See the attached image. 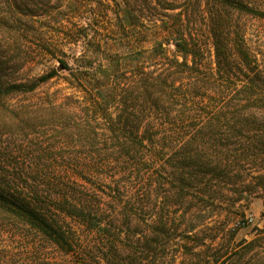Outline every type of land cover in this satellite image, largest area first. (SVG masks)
Masks as SVG:
<instances>
[{
  "label": "trees",
  "instance_id": "1",
  "mask_svg": "<svg viewBox=\"0 0 264 264\" xmlns=\"http://www.w3.org/2000/svg\"><path fill=\"white\" fill-rule=\"evenodd\" d=\"M112 1L119 27L126 32V42L122 44L125 52L111 48L106 41L91 40L89 23L68 28L65 39L61 40L56 35L62 30L51 32L55 28L50 23L77 16L86 18L87 13L97 15L87 9L88 0H9V15H0V23L7 24L6 31L11 34L15 50L25 51L30 59L35 54L56 59L60 68L70 73L72 86L84 92L86 97L80 103L86 110L84 120L91 132L97 134L95 125L103 124L113 139L109 141L112 152L103 156L99 152L90 154L89 158L97 162L105 156L113 162L121 178L125 176L120 184L122 189L130 191L137 183L144 141L150 150L158 132L167 140L175 137L174 145L165 147L158 158L161 161L158 186L164 200L154 229L164 237L181 225L169 218L170 206L191 204L194 200L230 199L226 193L230 190L236 195L232 203L241 200L249 187L242 185V178L250 162L261 165L256 179L264 181V73L255 55L245 48L241 28L231 16L236 11L264 18V0H204L208 6L205 18L214 46L216 71L206 68L205 46L200 34L193 30L186 8L164 3L163 10L182 9L156 16L152 11L157 7L150 0H144L140 10L128 1L123 4ZM74 48H79L77 53L73 52ZM237 59L249 67V72L240 80L233 72ZM127 72L130 74L125 75ZM57 73V69H52L40 76L38 82H45ZM35 86L36 82L0 84V93L25 92ZM112 106L118 109L114 115L110 111ZM59 117L51 125L61 130L70 127L68 118ZM23 123L39 125L34 121ZM168 124L169 129L165 128ZM79 129L84 128L79 126ZM50 156L41 150L32 155L39 165L37 176L46 172L43 169L45 162L52 159ZM156 160L150 157L146 169L150 185L158 170ZM39 177L30 182L25 180V186L12 180L6 184L0 182V210L63 253H79L81 264H122L117 250L119 240L115 242L112 232L117 231L120 236L123 227L137 215L135 195L111 190L113 204L109 209L120 204L124 216L122 228L117 226L115 230L114 220L105 221L100 217L102 211L95 209L98 202L70 199L68 194L64 198L52 197L56 200L52 201L38 187L44 181H39ZM54 180L55 184L63 183L59 182L61 179ZM45 183L49 184V180ZM150 185L146 200L152 197ZM248 193L251 196L252 192ZM52 212L68 216L94 231L96 237L90 239L93 243L84 244ZM196 227L190 219L185 227L188 238L196 236ZM133 231L135 236L134 227ZM112 248L116 252L108 254ZM96 249L101 256L95 254ZM227 260L221 258L214 262L225 264Z\"/></svg>",
  "mask_w": 264,
  "mask_h": 264
},
{
  "label": "rangeland",
  "instance_id": "2",
  "mask_svg": "<svg viewBox=\"0 0 264 264\" xmlns=\"http://www.w3.org/2000/svg\"><path fill=\"white\" fill-rule=\"evenodd\" d=\"M88 1L90 5L87 9L97 15L87 13L86 18L77 16L64 19L60 23H50L49 25L55 28L51 32L62 30V33L56 35V38L61 40L65 39L64 32H67L68 28L86 26L89 23L91 40L106 41L111 48L125 52L126 47L124 48L122 44L126 42V32L119 27V18L115 14L116 7H113V1ZM116 1L121 4L128 1L136 10H140V4L145 2ZM150 1L157 7L152 11L156 16L182 9V7L173 11L161 9V4L170 2L183 6L190 12L192 28L200 34L205 46L203 61L206 68L216 71L214 46L206 26L205 15L208 7L206 2ZM108 2L109 6L106 5ZM9 6V0H0V15L8 16ZM231 16L241 28L239 31L242 33L245 48L252 56L255 55L264 73V18L236 11H233ZM6 28L7 24L0 23V84L6 86L11 83L36 82V86L25 92L0 93V182L6 184L12 180L19 186H25V180L30 182L33 178L39 177L36 173L39 165H36L32 155L40 150L45 154L49 152L52 159L45 162L43 170L46 172L39 177V181H44L38 187L51 196L50 200L56 201L55 198H64L68 194L70 199L82 201L89 199L98 202L95 209L102 211L100 217L107 222L114 220L115 230L117 226L122 228L124 216L121 214V205H115L113 210L109 207L113 204L110 200L111 190L118 189L120 194L125 193L126 190L120 185L125 176L122 179L118 167L105 159V156L97 162H92L89 158L90 154L99 152L103 156L112 152L113 147L109 143L113 140L112 135L105 131L103 124H93L96 126L97 134L91 132V127L84 120L86 110L80 103L86 96L82 90L72 86L70 73L62 70L59 62L50 56L35 54L30 59L25 51L15 50L11 34ZM78 50L79 48H74L73 52L77 53ZM21 59L25 61L22 62ZM237 62L233 64V72L238 76L237 80H240L249 72V67L239 59ZM52 69H57V75L45 82H38L40 76ZM129 74L127 72L125 75ZM110 111L114 115L118 109L112 106ZM60 115L68 118L70 127L65 126L66 129L61 130L51 125L52 122L55 124V118H60ZM23 121H34L39 125L28 126ZM44 122L47 125H40ZM79 126H83L84 129H79ZM165 128L169 129L171 126L168 124ZM174 140L173 136L168 140L164 139L163 133L158 132L150 150L148 142L143 143L144 146L140 150L142 161L140 175L137 183L130 191H126V195H135L134 207L137 215L132 217L128 226L124 223L125 227L120 236L115 233L117 231L112 232L116 237L115 242L119 240L117 242V250L121 255L119 260H123L122 264H216L214 262L216 259L227 260L229 257L225 264H264V181L260 183L256 179L257 174L261 172L258 170L260 164L250 162L251 165L245 166L242 185H249V189L246 187L247 191L241 200L232 203L236 195L230 190L226 191L230 199L194 200L191 204L170 206L169 218L181 224L180 227L170 230L164 237L156 233L154 228L159 221L164 200L162 189L158 186L160 180L158 171L161 169V161L158 158L165 147L168 149L174 145ZM150 157L157 159L155 168H158L152 185L148 181L146 170ZM54 178L61 179L58 181L63 183L55 184ZM47 180L49 184L45 183ZM149 185L152 197L146 200ZM249 190L252 192L251 196ZM52 214H55L64 226L74 230L84 244L93 243L90 239L96 237L94 231H89L68 216L57 212ZM249 218L252 220L248 221ZM190 219L197 226L195 229L197 234L188 238L185 227L189 225ZM19 222L9 213L0 210V264H81L82 257L79 253H63L40 237L37 232ZM133 227L136 231L135 236ZM103 248L105 250V247ZM114 250L115 248H112L108 254L115 253ZM96 252L95 254L101 256L97 249Z\"/></svg>",
  "mask_w": 264,
  "mask_h": 264
},
{
  "label": "built area",
  "instance_id": "3",
  "mask_svg": "<svg viewBox=\"0 0 264 264\" xmlns=\"http://www.w3.org/2000/svg\"><path fill=\"white\" fill-rule=\"evenodd\" d=\"M251 220H252L251 218L248 219V221H251Z\"/></svg>",
  "mask_w": 264,
  "mask_h": 264
}]
</instances>
